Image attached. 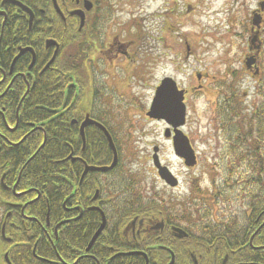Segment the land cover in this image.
Listing matches in <instances>:
<instances>
[{
    "label": "flooded vegetation",
    "instance_id": "obj_1",
    "mask_svg": "<svg viewBox=\"0 0 264 264\" xmlns=\"http://www.w3.org/2000/svg\"><path fill=\"white\" fill-rule=\"evenodd\" d=\"M194 9L187 1L163 13L161 34L174 36L181 58L193 57L179 27ZM110 14L106 0H0V264H264V128L249 130L246 120L264 125V1L239 23L246 50L237 68L226 67L228 103L215 105L204 137L185 130L188 101L205 90L203 73L187 88L164 76L143 103L116 79L113 64L93 76L86 62L95 35L99 60L123 61L121 70L125 58L136 61L135 39L126 48ZM69 44L81 45L72 67L82 74L64 84L53 66ZM241 74L261 101L246 106V119L236 113L247 94L233 88ZM51 76L47 113L26 112L27 101H48L32 94ZM165 78L183 91L180 128L148 115ZM229 106L234 114L223 120ZM138 122L165 127L157 139ZM176 133L188 140L194 165L176 155ZM47 142L62 154L40 170Z\"/></svg>",
    "mask_w": 264,
    "mask_h": 264
},
{
    "label": "rangeland",
    "instance_id": "obj_2",
    "mask_svg": "<svg viewBox=\"0 0 264 264\" xmlns=\"http://www.w3.org/2000/svg\"><path fill=\"white\" fill-rule=\"evenodd\" d=\"M106 1L111 7L110 15L113 18V24L118 25V28L113 29L114 35L118 36L119 41L126 45V48L132 49L136 41L134 47L136 61L132 64L130 63L132 59L125 58L123 64H126L127 68L121 70L120 65L123 61L111 58L99 60L101 40L95 35L90 39V50L87 52L86 62L87 68L93 71V76L97 74L99 68L104 69L103 66L113 64L112 72L116 79L123 85L133 87L132 94L143 103L148 99L149 88L162 77H170L180 87L187 88L197 85L196 73H203L206 78L201 81V85L205 87V90L188 101L185 130L192 134L197 132L202 137L209 134L213 129L214 107L218 102H222L223 93L229 91L231 79L227 76L226 67L233 61L234 67L237 68V61L246 50L245 38L238 37L242 31L239 23L243 25L248 23L249 13L256 8L260 0ZM187 1L195 5V12L180 20L182 25L179 30L187 36L193 57L181 58L174 50L177 40L171 34H161L160 25L165 20L163 13L166 10H172L173 6H179ZM168 21L174 24L170 18ZM119 28L125 29L123 35L120 34ZM110 30H112L111 27ZM140 36L142 39L138 41ZM129 37L131 44H128ZM159 39L163 42L160 43ZM105 70L110 69L107 67ZM254 86L251 79L242 74L233 83L238 96L242 93L247 94V99L240 104L244 105L242 116L245 119L250 113V109L245 110L246 106L261 104ZM138 123V128H145L153 135H158L157 139L161 137L165 127L162 124ZM143 149L149 150V148L141 150ZM201 150V155L205 154L208 158L212 155L209 146L205 145V148L201 147ZM163 158L173 161L169 151L163 153Z\"/></svg>",
    "mask_w": 264,
    "mask_h": 264
},
{
    "label": "water",
    "instance_id": "obj_3",
    "mask_svg": "<svg viewBox=\"0 0 264 264\" xmlns=\"http://www.w3.org/2000/svg\"><path fill=\"white\" fill-rule=\"evenodd\" d=\"M196 78L199 80L200 75H196ZM185 113L183 91L177 90L176 83L172 79H163L156 91L154 102L148 115L157 119H163L168 125L176 129L184 125ZM174 151L177 156L184 159L186 165H194V153L190 148L188 140L181 133H176Z\"/></svg>",
    "mask_w": 264,
    "mask_h": 264
},
{
    "label": "trees",
    "instance_id": "obj_4",
    "mask_svg": "<svg viewBox=\"0 0 264 264\" xmlns=\"http://www.w3.org/2000/svg\"><path fill=\"white\" fill-rule=\"evenodd\" d=\"M65 44L67 43V42H64ZM80 44L81 43H83L82 41H80L79 42ZM89 44H90V42H89ZM88 44V45H89ZM81 46V45H80ZM80 46H78V45H73V44H69L68 46H64V48H65V50L58 56V58H57V60H56V62H55V64H54V66H53V68L55 67V66H57V68L61 71V72H63V75H64V73H65V75L63 76V77H60V79L59 80H62L63 79V83L65 84V81H66V77L67 76H69L71 73H72V75H74V73H76V71H77V74H79V75H81L82 74V71H81V69H79V68H77V69H75V68H73L72 67V65H73V60L76 58V57H78V56H80L81 54H80V50H81V47ZM90 48V46L88 47V49ZM81 63V62H80ZM80 63L78 64V66H80ZM56 68V67H55ZM52 81V76L50 77V78H47L44 82H46V84H44V83H42V85L41 86H39V87H37L35 90H33V94H32V98H36V99H47V96H48V94H49V90L51 89L49 86V83ZM228 96L225 94V92L223 93V98H222V104H226V103H228V101H227V98ZM48 100V99H47ZM224 102V103H223ZM30 103H32L31 101H27V103H26V108H25V111L27 112V110L29 109L31 112H35V113H41V114H45V113H47L46 112V110L48 109V105H49V100L45 103V104H30ZM41 106L42 108H35L36 106ZM227 105V104H226ZM43 108H46V109H43ZM231 109V107L229 106V107H227V108H225L224 109V107L221 109V114H222V117H223V120L224 119H228V117H229V114H234L233 113V111L232 110H230ZM30 111H29V113H30ZM259 113H260V110L259 109H257V111H256V114H258L259 115ZM238 116H242L240 113H236ZM253 119H256V117H254ZM253 119H250V118H248V119H246V120H248V126H247V128L249 129V130H251V129H253V128H256L258 131H259V133H261V132H263V128H264V125L262 124V123H256L255 125L253 124ZM257 121H261V118H260V116H258L257 117ZM54 154H56V155H60V154H62V152L61 151H57V152H53L52 151V149H51V147H49V145H48V142H47V144H46V146L39 152V154H38V157H42V156H45V157H47L46 159H42L41 161H40V159H39V169L40 170H43V169H45L46 167H44V164H43V162L42 161H50V160H54V159H56L57 157H59V156H57V157H55L54 156ZM48 159V160H47ZM37 170V168H33V169H31L30 171H36Z\"/></svg>",
    "mask_w": 264,
    "mask_h": 264
}]
</instances>
